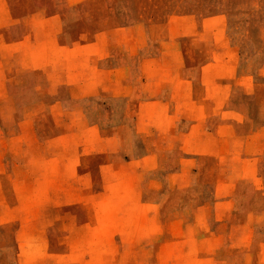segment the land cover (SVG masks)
Wrapping results in <instances>:
<instances>
[{
    "label": "rangeland",
    "instance_id": "obj_1",
    "mask_svg": "<svg viewBox=\"0 0 264 264\" xmlns=\"http://www.w3.org/2000/svg\"><path fill=\"white\" fill-rule=\"evenodd\" d=\"M0 264H264V0H0Z\"/></svg>",
    "mask_w": 264,
    "mask_h": 264
}]
</instances>
